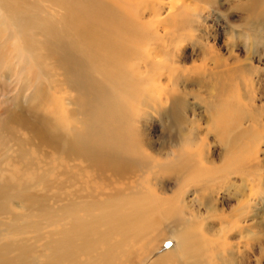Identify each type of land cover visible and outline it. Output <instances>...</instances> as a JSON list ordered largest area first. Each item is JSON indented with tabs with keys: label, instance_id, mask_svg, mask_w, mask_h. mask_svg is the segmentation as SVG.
Masks as SVG:
<instances>
[{
	"label": "rangeland",
	"instance_id": "obj_1",
	"mask_svg": "<svg viewBox=\"0 0 264 264\" xmlns=\"http://www.w3.org/2000/svg\"><path fill=\"white\" fill-rule=\"evenodd\" d=\"M28 1L52 20L62 13L52 0ZM102 1L138 20L137 30L124 37L137 42L139 53L129 64L138 95L130 103L140 150L156 166L114 170L65 153L60 140L81 127L76 95L55 55L42 56L40 91L28 87L13 102L0 89V123L7 121L6 128L0 125V229L40 212L61 213L142 191L175 211L127 244L125 263L155 264L168 255L159 264H264V0ZM37 32L30 29V37L44 53ZM50 130L58 131L56 142ZM180 149L198 159L205 173L226 162L230 171L204 187L174 172L158 173L164 156ZM231 183L239 191L227 193ZM62 223L43 221L41 233H56ZM186 228L204 246L202 255L181 260L174 236ZM34 236L0 231V242L28 237L42 250Z\"/></svg>",
	"mask_w": 264,
	"mask_h": 264
},
{
	"label": "bare ground",
	"instance_id": "obj_2",
	"mask_svg": "<svg viewBox=\"0 0 264 264\" xmlns=\"http://www.w3.org/2000/svg\"><path fill=\"white\" fill-rule=\"evenodd\" d=\"M52 1L62 11L55 20L47 12L41 16L40 6L35 1L0 0L2 97H10L15 102L28 87L40 91L43 82L38 74L46 76L42 56L55 55L76 95L73 104L81 124L80 128L73 129V137L65 135L66 138L60 140L65 153L83 156L93 166H110L114 170L152 166L140 150L134 126L136 111L130 103L135 79L129 64L139 53L135 52L137 42L130 43L131 40L124 37L134 33L138 20H133L131 14L117 5L102 0ZM30 29L41 34L39 45L44 53L35 50L39 40L36 42L30 37ZM5 112L13 113L10 109ZM1 121V128H6L7 121ZM50 132L56 142L58 131ZM164 157L165 163L156 167L158 173L160 170L174 172L178 179L202 187L217 185L231 168V162H226L223 168L205 173L201 162L181 149ZM230 188L238 190L231 183L225 191L229 193ZM71 207L61 213L40 212L3 225L0 231L35 232L36 241L42 240L44 248L39 250L28 237L19 238L22 241L0 242V264H127L122 260L127 244L149 235L161 218L174 215L175 211L171 204H165L153 193L142 191L128 198L86 201ZM3 211L0 202V213ZM46 220L63 222L62 227L53 232L54 236L41 233ZM179 233L184 234V240L178 243L179 252L186 258L202 255L204 244L200 235L193 236L187 228ZM238 233L240 235V231ZM209 247H213L211 242ZM164 259L169 260L168 255H163L155 264L163 263Z\"/></svg>",
	"mask_w": 264,
	"mask_h": 264
},
{
	"label": "clouds",
	"instance_id": "obj_3",
	"mask_svg": "<svg viewBox=\"0 0 264 264\" xmlns=\"http://www.w3.org/2000/svg\"><path fill=\"white\" fill-rule=\"evenodd\" d=\"M188 143L191 145L194 142L193 141H189ZM174 239L177 241V243H180V242H182L184 240V234H182V233L175 234ZM180 258H181V260L185 259L183 254H181Z\"/></svg>",
	"mask_w": 264,
	"mask_h": 264
}]
</instances>
